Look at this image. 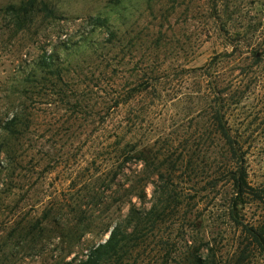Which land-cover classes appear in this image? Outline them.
Segmentation results:
<instances>
[{
	"label": "rangeland",
	"instance_id": "374dc122",
	"mask_svg": "<svg viewBox=\"0 0 264 264\" xmlns=\"http://www.w3.org/2000/svg\"><path fill=\"white\" fill-rule=\"evenodd\" d=\"M24 1L0 0V264H73L131 204L148 209L161 198L143 163L121 161L126 118L137 124L134 141L163 151L191 135L216 157L190 177L176 171L171 184L181 201L135 258L116 264H152L157 246L202 235L219 264H232L238 230L217 191L204 190L223 160L210 106L222 107L250 182L264 190V0H32L26 13L17 7ZM223 2L230 14L221 21L214 8ZM96 16L107 25H94ZM59 48L57 79L38 62L42 50ZM12 116L17 125L8 132ZM139 179L145 195L137 199ZM262 206L247 204L241 214L256 219ZM251 253L245 262L262 264Z\"/></svg>",
	"mask_w": 264,
	"mask_h": 264
},
{
	"label": "trees",
	"instance_id": "16d2710c",
	"mask_svg": "<svg viewBox=\"0 0 264 264\" xmlns=\"http://www.w3.org/2000/svg\"><path fill=\"white\" fill-rule=\"evenodd\" d=\"M32 5H34V2L28 0L17 7L20 8L21 12L26 13L28 7ZM40 6L43 12L45 11L49 15L54 14L53 9L45 2L41 1ZM229 7L225 2L215 6L216 17L220 19L230 14ZM220 20L222 21V19ZM93 24L106 26L107 20L96 16ZM221 25L222 29L227 31V21L225 19H223ZM108 33L114 36V32L109 31ZM62 46L65 47L64 45ZM262 49L264 50V48ZM59 54L60 48L50 51L42 50V56L38 62L40 71L44 74H49L52 78L60 79L64 71V64L60 62ZM114 105L118 106L119 102L114 101V104L110 105V109ZM210 115V124L213 127V141L223 155V160L220 165H217L210 172V174H213L208 178L207 187H204V190L207 193L217 191L219 194L217 200L221 203L222 210H224L230 223L238 230L235 251L237 256L232 264H248L245 260L252 254L251 251L258 254L262 264H264V190L254 187L250 182L244 151L239 140L232 135L222 107L217 104L211 105ZM16 120L12 116V119L6 124L8 132H13L14 127L17 125ZM123 123L124 127L128 124L129 127L127 130L121 129L119 133L125 146L129 145V149H127L126 153L123 152L120 155L122 163H125L124 161L127 157L143 163L142 173L146 174L145 176H155L159 181L161 198L148 209H138L134 204H131L124 220L112 226L108 237L103 242L93 245L83 258L76 260L73 264H116L124 259L135 258L138 255V250L149 243V237L155 231L154 229L169 215L167 209L171 207V204L174 201H181L183 191H177L176 187L171 184L175 179L176 171L183 172L188 170L187 174L190 177L189 171H193L198 167L199 163L206 161L204 166H207L216 157L215 151H213L214 148L211 154L206 155L198 147V142L195 143V137L191 135L185 136L183 134L175 146L170 144L163 151L155 148L154 144H150L148 140L141 143L136 139L134 141L132 137H134L133 135L136 132V122L132 118H126L123 119ZM132 132H134L133 135ZM200 139L202 143L206 138L201 137ZM177 145H181L180 150H178L179 147ZM175 151H179L177 157L172 156ZM133 186L135 188L133 192L135 197L137 199L142 198L145 195V185L141 182V179L137 180ZM253 203L262 204V211L258 218L248 219L241 214V210L245 205ZM158 239L159 243L162 244V236H159ZM165 243L168 244L167 241ZM183 244L180 246L170 244L171 249L157 246L153 253L154 261L152 264L220 263L216 260V252L212 245L210 246V240L206 238V235H202L198 242L194 238L184 239Z\"/></svg>",
	"mask_w": 264,
	"mask_h": 264
}]
</instances>
